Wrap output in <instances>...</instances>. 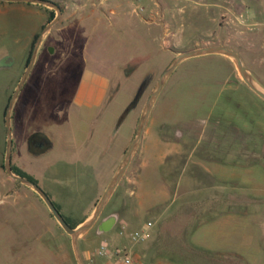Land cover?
<instances>
[{"label":"rangeland","instance_id":"1","mask_svg":"<svg viewBox=\"0 0 264 264\" xmlns=\"http://www.w3.org/2000/svg\"><path fill=\"white\" fill-rule=\"evenodd\" d=\"M56 1L62 7L59 19L44 36L13 108L12 159L22 161L72 223L86 216L103 193L134 137L156 79L176 52L227 45L241 55L264 88V0ZM137 4L145 8L143 13L134 10ZM38 9L44 14L41 20ZM50 9L0 1V264H78L70 235L35 191L11 178L3 166L4 110L26 67L32 34L40 31L39 23L49 20ZM153 11L168 23L169 36L162 22L150 16ZM48 45L53 53L46 50ZM143 80L136 107L118 125ZM36 129L48 132L55 143L52 151L39 157L26 149V137ZM143 135L142 146L101 216L79 238L84 261L89 257L99 261L94 252L101 241L114 249L127 238L121 221L132 224L136 219L135 208L130 207L133 198L123 195L124 181L137 169L141 147L155 148L156 142L149 141L157 140L165 144L160 152L170 155L157 171L171 170L177 153L173 150L179 149L177 169L195 175L208 171L222 179L226 197L238 208L234 219L239 226L226 238L209 232L208 226L201 228L192 236L198 246L181 233L180 251L171 258L161 254L159 260L264 264V100L244 83L233 61L221 54L181 61L161 88ZM205 180H197L200 191L190 201L206 192ZM183 194L178 192L174 199L183 201ZM110 211L120 220L115 229L102 232L100 219ZM140 216L145 221L151 215L141 210ZM225 248L229 250L223 252Z\"/></svg>","mask_w":264,"mask_h":264},{"label":"crops","instance_id":"2","mask_svg":"<svg viewBox=\"0 0 264 264\" xmlns=\"http://www.w3.org/2000/svg\"><path fill=\"white\" fill-rule=\"evenodd\" d=\"M38 12L40 14V20H41L44 17L43 16L44 14L41 11H39V9ZM261 12H262L261 15H263L264 11ZM146 19L147 17L144 18L145 21ZM46 23L43 22L39 23L40 30L42 26ZM37 33H39L38 30L33 32L32 37L28 43L29 46L35 34ZM29 46H27L25 60L27 59L29 53V48H30ZM16 100L14 102V105L16 103ZM98 101L97 103L99 104L100 99ZM13 113L14 112L12 109V117L14 116ZM11 126H12V118H11ZM144 138L145 137L143 135L140 143L141 146H142V142L144 141ZM12 140H13V130H12ZM149 142H156L155 148L154 147L148 148L147 145L146 147H141L142 154L138 167L136 170L130 171L131 173L128 176L126 175V180L124 181L125 186H124L123 195L125 196L128 195L133 198L132 199L133 204L130 205V207L135 208L132 210H133V216L135 217L136 220L133 221L132 224L125 221H121V228L122 229L127 228L126 236L128 238V239L127 238L123 239V241L120 243L121 247L129 251L135 258H137L141 262V264H170L169 262H164L159 260V258L162 257L163 255L168 258H171L174 255L173 252L180 251L179 250L180 242L184 240L180 236L181 233L186 232L188 234L186 240L189 243H193V245H196L192 240L193 234L206 226H208L209 232L215 233L216 235H219L221 238H226L230 233L237 232L239 230L238 228L239 226L238 223L235 221L234 216L238 214L237 212L238 208L237 206H235L234 208L232 207L233 202L235 201L233 198L232 199L234 201L232 199L229 200L226 197V194L224 193V188H223L224 183L222 179L216 177L215 175L211 174L208 171H203L200 175H195L193 173L187 174L186 171H183L180 168L177 169L175 166L176 164H178L176 158L179 155L180 152L179 149L173 150L177 152L175 153L176 154L175 157H172L171 160L173 168L169 171L166 172L164 171L159 173L157 171V167L163 164L170 155L169 154L166 155L167 153L165 152L162 153L160 152L159 148L162 149V147H164L165 144L160 143L157 140L154 141L151 140ZM54 145L55 143L52 138V147L50 151L53 150ZM15 150H16V146L13 141L12 154L13 151ZM169 152L170 150L168 151V153ZM29 155L32 156L31 154ZM33 157H39V156H33ZM11 160L13 165H16L26 174L30 175V173H28L22 166L23 163L21 160H17L16 162H14L12 157ZM169 178L171 180H169ZM201 178L206 179L204 182L202 181L204 183L205 186L204 189L206 190V192L203 193L202 196L199 197L196 196L194 197L195 199L190 201L189 198H191V196L194 195V193L200 191L197 188L198 187L197 180ZM155 180H159L160 183H158L157 186L150 187L148 183H151L152 181L154 182ZM119 184L117 185L115 190H117ZM169 187H171L172 189L171 191ZM180 191L181 193H184L183 195L185 196L184 197L185 199L183 201L181 200L177 201L174 199L176 194ZM34 194L36 196L38 195L35 192ZM37 197L41 201H43L39 195ZM95 203L92 209L90 210V212L82 219H80L76 223V225H78L91 213V211L95 206ZM235 203L239 205V202H235ZM54 204L57 205V207H59L58 204L56 203ZM195 209H196V213L193 212ZM141 210L143 213H145V215L146 213L151 215L150 218L145 221H141L142 219V217L140 216ZM119 220L120 218L115 213L110 211L109 213L101 217L98 225L99 230L102 232L111 231L113 230L115 225L119 222ZM148 221L152 222V225L149 227L146 226V223ZM188 226L190 227V230H188L187 232L185 229ZM118 229L119 227L117 228L116 233H118L117 232ZM143 229H145L147 233V236L144 240L135 241L130 238L129 234L132 231L143 230ZM121 232L122 231H120V233ZM202 248L204 250H209V251H218L217 249L208 248V247H202ZM227 250L229 249L225 248L223 252H226Z\"/></svg>","mask_w":264,"mask_h":264},{"label":"water","instance_id":"3","mask_svg":"<svg viewBox=\"0 0 264 264\" xmlns=\"http://www.w3.org/2000/svg\"><path fill=\"white\" fill-rule=\"evenodd\" d=\"M0 1H6V2H26V3H35V4H41L45 5L47 7H51L54 9L55 14L54 16L42 26L41 30L39 31L34 44L33 48L29 57V60L26 64V67L18 80L13 92L11 93L5 110H4V123L6 127V149H5V156H4V169L7 172V174L19 181L20 183H23L24 185L30 187L33 189L44 201L48 209L50 210L51 214L53 217L56 219V221L59 223V225L62 227V229L71 237V244H72V249L74 252V256L76 258V261L78 264H86L83 257L82 253L80 250L79 246V238L83 234H85L87 231H89L94 224L97 222L99 217L101 216V213L103 209L105 208L106 204L108 203L111 195L113 194L115 188L121 181L123 175L125 174L128 166L130 165L132 158L138 149L140 142L143 137V132L144 128L146 125V122L148 120V117L150 115L151 109L154 105V102L163 87L165 81L169 77V75L174 71V69L177 67V65L189 58V57H194V56H200V55H207V54H221L224 56H227L230 58L241 79L244 81V83L261 99L264 100V88L257 82V80L254 78V76L251 74V72L247 69V67L244 65L243 60L241 55L234 50L233 48L224 45V44H208V45H203V46H198L194 47L191 49H186V50H180L175 53V56L171 59L170 63L164 68V70L160 73L158 78L155 81V84L153 88L151 89L149 96L147 100L144 103V106L142 108V111L140 113L138 123L136 126L135 134L134 137L128 146L121 162L119 163L117 169L115 170L113 176L111 177L109 183L107 184L106 188L104 189L103 193L95 203V206L91 213L83 220L81 221L78 225L76 226H70L63 215L60 213V211L57 209L55 204L52 202L48 194L33 180L19 175L16 172L13 171L12 169V126H11V118H12V109L14 102L22 89L26 79L29 76V73L35 63L36 56L38 49L40 47V44L46 35V33L51 29V27L58 21L59 16L61 14V9L52 0H0ZM48 50L50 52L53 51V47L49 46ZM11 59H8L10 61Z\"/></svg>","mask_w":264,"mask_h":264},{"label":"built area","instance_id":"4","mask_svg":"<svg viewBox=\"0 0 264 264\" xmlns=\"http://www.w3.org/2000/svg\"><path fill=\"white\" fill-rule=\"evenodd\" d=\"M137 1V0H134ZM134 10L138 13H143L145 8L142 5H135ZM154 12V13H153ZM150 12V16L154 17L156 22H162L163 28L165 31L166 36L171 34L170 27L168 23L162 20V15L159 14L157 11ZM152 225L151 221L146 223V226L149 227ZM130 238L135 241H142L146 238L147 233L145 229L143 230H135L129 234ZM94 255L98 262L92 257L86 259V264H141V262L135 258L129 251H127L123 247L110 249L108 243L106 241H101L97 248L95 249Z\"/></svg>","mask_w":264,"mask_h":264},{"label":"flooded vegetation","instance_id":"5","mask_svg":"<svg viewBox=\"0 0 264 264\" xmlns=\"http://www.w3.org/2000/svg\"><path fill=\"white\" fill-rule=\"evenodd\" d=\"M48 47H49V45L46 46V50L48 49ZM32 48H33V45H32ZM32 48H30L29 50L32 51ZM41 48L42 47L40 46L39 49H38V52L41 50ZM31 51H30V54H31ZM51 53H53V51ZM145 84H146V82L143 80L141 82V84L139 85V87L137 89V92H136L134 98L132 99V101H130V103L128 105H126V107L124 108L123 113H122V116H120V119H118L119 120L118 121V125L136 107L137 102H138V99H139L142 91L144 90ZM51 147H52V136L48 132H46V131H44L42 129L33 130L26 137V149H27L28 153L31 154L32 156H41V155H44L45 153H47V152L50 151ZM13 168L16 171V173L17 172H19V173L20 172H22V173L24 172L20 168H18L16 165H13ZM19 173H17V174H19ZM23 174L26 175L25 172ZM28 176L37 183V181L35 180V178H33L30 175H28Z\"/></svg>","mask_w":264,"mask_h":264},{"label":"trees","instance_id":"6","mask_svg":"<svg viewBox=\"0 0 264 264\" xmlns=\"http://www.w3.org/2000/svg\"><path fill=\"white\" fill-rule=\"evenodd\" d=\"M52 1H54L55 3H57V5L60 7V8H62L61 6H60V4L56 1V0H52ZM54 10L53 9H50V16H49V20L54 16ZM37 35H38V33L37 34H35V36H34V38H33V40H32V42H31V46H30V48H32V45H33V43H34V40L36 39V37H37ZM30 51L31 50H29V54H28V56H27V59H26V64H27V62H28V60H29V57H30ZM147 78V77H146ZM146 78H145V80H146ZM10 97V96H9ZM12 169H13V171L14 172H16L15 170H14V168H13V164H12ZM17 173H19V172H17ZM24 173V172H23ZM22 172H20L19 174L20 175H22V176H25V177H27V178H29V179H31L27 174L25 175V174H23ZM32 180V179H31ZM34 181V180H33ZM38 196V195H37ZM56 207H57V205H55ZM57 209H58V207H57ZM52 216V215H51ZM64 218H65V220H66V222L70 225V226H76V223H72L66 216H63Z\"/></svg>","mask_w":264,"mask_h":264}]
</instances>
